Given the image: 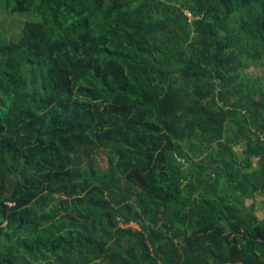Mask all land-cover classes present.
Segmentation results:
<instances>
[{
	"label": "trees",
	"instance_id": "16d2710c",
	"mask_svg": "<svg viewBox=\"0 0 264 264\" xmlns=\"http://www.w3.org/2000/svg\"><path fill=\"white\" fill-rule=\"evenodd\" d=\"M5 10L0 264H264V0Z\"/></svg>",
	"mask_w": 264,
	"mask_h": 264
},
{
	"label": "rangeland",
	"instance_id": "374dc122",
	"mask_svg": "<svg viewBox=\"0 0 264 264\" xmlns=\"http://www.w3.org/2000/svg\"><path fill=\"white\" fill-rule=\"evenodd\" d=\"M34 20L32 15L18 16L9 14L6 10L0 11V34L6 41L18 40L22 35V29L25 22ZM242 81L240 82L241 88L237 90L242 96L255 99L264 97V59L259 60L257 63L248 65L242 69ZM240 156H244V148H237ZM98 161L102 168H107V158L105 154H98ZM257 160L254 161L255 169L257 168ZM262 198L259 197L258 201ZM252 204V203H250ZM260 206V205H259ZM261 206L259 207V209ZM260 219H264V211L258 213ZM133 227L139 229L137 226Z\"/></svg>",
	"mask_w": 264,
	"mask_h": 264
},
{
	"label": "built area",
	"instance_id": "2783aa9c",
	"mask_svg": "<svg viewBox=\"0 0 264 264\" xmlns=\"http://www.w3.org/2000/svg\"><path fill=\"white\" fill-rule=\"evenodd\" d=\"M191 17V16H190Z\"/></svg>",
	"mask_w": 264,
	"mask_h": 264
}]
</instances>
